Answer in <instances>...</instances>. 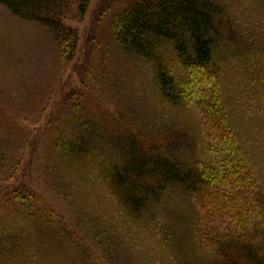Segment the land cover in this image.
I'll return each instance as SVG.
<instances>
[{"label":"rangeland","instance_id":"obj_1","mask_svg":"<svg viewBox=\"0 0 264 264\" xmlns=\"http://www.w3.org/2000/svg\"><path fill=\"white\" fill-rule=\"evenodd\" d=\"M214 1L224 20L213 60L225 66L226 106L244 142L260 152L255 169L264 185V0ZM59 2L62 23L78 38L70 60L54 27L0 4V224L15 225L29 212L42 222L62 221L81 246L115 264H183V256L187 264H202L213 258L189 234L195 224L191 203L175 185L161 204L118 223L125 237L117 251V229L114 235L104 232L111 208L97 198L103 190L89 183L93 178L79 155L69 152L70 142L85 137L92 145L87 158L92 154L104 166L124 158L131 138L141 141L142 146L136 142L146 158L162 152L194 158L203 153L201 128L195 111L159 93L144 59L118 46L111 20L121 0H89L83 15L78 0ZM17 194L22 198H14ZM98 228L106 243L103 253L92 248ZM29 244L32 249L24 245V250L31 251L25 254L30 264H53V257L77 252L54 237ZM19 252L20 247L17 256L14 251L16 264Z\"/></svg>","mask_w":264,"mask_h":264},{"label":"trees","instance_id":"obj_2","mask_svg":"<svg viewBox=\"0 0 264 264\" xmlns=\"http://www.w3.org/2000/svg\"><path fill=\"white\" fill-rule=\"evenodd\" d=\"M121 1L120 10L111 20L115 41L125 53L149 64L163 97L197 113L203 153L177 158L162 152L146 158L137 145L139 142L142 146L141 141L131 138L125 141L124 158L104 166L92 160V154L87 158L92 145L85 137L74 138L69 152L74 157L79 155L84 171L93 178L89 183L103 190L97 198L111 208L103 205L111 218L104 232L114 235L112 230L117 229V251L119 240L125 237L118 223L161 204L164 194L175 185L191 203L195 224L192 222L189 234L213 254L202 264H264V185L255 169V154L260 152L248 146L234 126L225 101V66L213 60L224 20L223 8L214 0ZM88 3L78 0L80 15ZM0 4L25 19L54 27L62 37L65 58L73 57L77 33L62 23L64 11L59 0H0ZM97 233V245L93 241L92 248L103 253V232L98 228ZM52 237L70 242L77 251L74 257H53V264H115L113 259L95 256L88 247L81 246L64 222H42L38 213L34 217L31 212L15 225L0 224V264H16L13 256L14 251L17 256L19 247L18 261L30 264L32 259L27 255L31 251L24 250V245L32 249L30 242L43 243ZM182 254L186 255L183 250ZM183 259V264L189 263L186 257Z\"/></svg>","mask_w":264,"mask_h":264}]
</instances>
